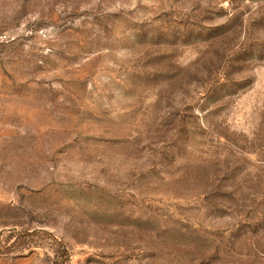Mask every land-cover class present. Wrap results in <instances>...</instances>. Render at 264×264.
<instances>
[{
	"label": "rangeland",
	"instance_id": "374dc122",
	"mask_svg": "<svg viewBox=\"0 0 264 264\" xmlns=\"http://www.w3.org/2000/svg\"><path fill=\"white\" fill-rule=\"evenodd\" d=\"M0 264H264V0H0Z\"/></svg>",
	"mask_w": 264,
	"mask_h": 264
}]
</instances>
